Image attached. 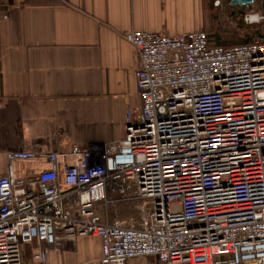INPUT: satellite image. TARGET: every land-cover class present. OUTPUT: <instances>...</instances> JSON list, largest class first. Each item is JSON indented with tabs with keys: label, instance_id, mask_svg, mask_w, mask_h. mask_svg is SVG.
<instances>
[{
	"label": "built area",
	"instance_id": "obj_1",
	"mask_svg": "<svg viewBox=\"0 0 264 264\" xmlns=\"http://www.w3.org/2000/svg\"><path fill=\"white\" fill-rule=\"evenodd\" d=\"M242 21L256 26L264 14ZM122 38L138 54L139 118L127 111L124 139L101 148L6 153L0 264H42L57 240L83 237L101 239L100 264H264V38L213 47L205 31ZM27 161L40 171L17 178L14 164ZM127 182L120 203L136 215L111 221L106 186Z\"/></svg>",
	"mask_w": 264,
	"mask_h": 264
},
{
	"label": "crops",
	"instance_id": "obj_2",
	"mask_svg": "<svg viewBox=\"0 0 264 264\" xmlns=\"http://www.w3.org/2000/svg\"><path fill=\"white\" fill-rule=\"evenodd\" d=\"M216 0H0V177L6 153H69L73 147H103L125 137L126 113L141 112L135 73L136 49L122 38L130 31L175 36L212 25ZM222 6L225 0H220ZM260 4L244 13H260ZM41 169L17 162V178ZM131 182L108 183L111 221L135 211L120 200ZM102 204H96L102 213ZM25 261L31 248L21 247ZM101 239H59L42 264H100ZM126 264H162L157 257Z\"/></svg>",
	"mask_w": 264,
	"mask_h": 264
},
{
	"label": "rangeland",
	"instance_id": "obj_3",
	"mask_svg": "<svg viewBox=\"0 0 264 264\" xmlns=\"http://www.w3.org/2000/svg\"><path fill=\"white\" fill-rule=\"evenodd\" d=\"M226 9V5H223L221 9L212 12L214 19L211 22L212 25H210L206 32L211 36L217 35L222 45H237L243 40V35L246 33L243 30L244 26H246V28L253 26L246 25L243 21L240 22V13L231 18ZM235 34H237V36H235Z\"/></svg>",
	"mask_w": 264,
	"mask_h": 264
},
{
	"label": "trees",
	"instance_id": "obj_4",
	"mask_svg": "<svg viewBox=\"0 0 264 264\" xmlns=\"http://www.w3.org/2000/svg\"><path fill=\"white\" fill-rule=\"evenodd\" d=\"M230 2H231V0H225V4L227 7L226 10H227L228 15L231 16V18H232V16L235 17L238 13H240L241 14L240 22H242V17L244 15V12L239 11V10H243L245 7L244 8L232 7V6H230ZM255 4L261 5V9H259V12H261V14H264V0H255L253 5H255ZM247 29H248V31H247ZM243 30L246 33H245V35H243L244 38H243V40L240 41L239 44H250L251 42H253L254 39L264 38V21L262 23H260L259 25H256L253 27L246 28V26H244ZM207 36H208V43H209L210 47L222 45L220 42V39H219V37H217V35L211 36L210 34L207 33ZM235 36H237V34H235ZM225 46H231V45H225Z\"/></svg>",
	"mask_w": 264,
	"mask_h": 264
},
{
	"label": "water",
	"instance_id": "obj_5",
	"mask_svg": "<svg viewBox=\"0 0 264 264\" xmlns=\"http://www.w3.org/2000/svg\"><path fill=\"white\" fill-rule=\"evenodd\" d=\"M255 0H231L230 6L232 7H248L254 4Z\"/></svg>",
	"mask_w": 264,
	"mask_h": 264
}]
</instances>
